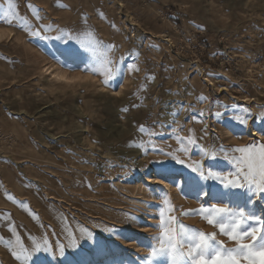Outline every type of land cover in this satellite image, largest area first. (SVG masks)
I'll use <instances>...</instances> for the list:
<instances>
[{
    "label": "rangeland",
    "instance_id": "1",
    "mask_svg": "<svg viewBox=\"0 0 264 264\" xmlns=\"http://www.w3.org/2000/svg\"><path fill=\"white\" fill-rule=\"evenodd\" d=\"M5 12L47 39L0 23V264H19L17 236L27 264H146L165 194L204 232L215 229L179 210L220 192L264 216V193L186 166L228 173L221 146L231 156L262 141L246 129L264 126V0H0ZM105 59L107 84L91 70Z\"/></svg>",
    "mask_w": 264,
    "mask_h": 264
},
{
    "label": "snow or ice",
    "instance_id": "2",
    "mask_svg": "<svg viewBox=\"0 0 264 264\" xmlns=\"http://www.w3.org/2000/svg\"><path fill=\"white\" fill-rule=\"evenodd\" d=\"M37 19H39L38 16ZM0 23L9 27H21L31 37L47 39L46 36L41 35L40 31L31 30L26 19L21 17L17 20L14 14L3 13L0 15ZM48 30L50 29L45 28V31ZM96 43L94 40L89 41L92 50H95ZM111 47L113 46H109V50ZM91 70L103 75L105 84L115 78L110 60L105 59L100 68ZM248 116H250L249 110L243 109V114L237 115L235 119L237 123L246 126ZM177 139L180 142V138ZM187 144H196L195 137L189 136ZM178 151L186 153L187 148L182 147ZM220 151H224V158L233 165L234 171L221 173L209 170L205 173L198 163L194 162L186 166L204 180L217 181L224 189H245L250 197L259 198L264 193V143L254 142L244 147L233 148L230 150L233 153L231 156L223 149V146ZM202 153L213 159L216 157L215 151L209 152L202 149ZM173 159H176L179 164L184 163L175 156ZM203 195L207 196L208 193L205 192ZM234 195L229 192H220L217 197H214L215 203L207 206L201 204L198 209L179 210V216H199L215 229L212 232H204L183 224L175 214L177 209L165 194L164 207L159 211V223L155 225L160 235L154 238L157 243L150 246L146 264H155L162 259H165L167 264H264V216L256 214L250 208L253 203L251 199L234 202L232 200ZM12 231L15 232V229L13 228ZM220 236L227 237L228 241L234 243V247H226L224 241L218 238ZM12 255L19 264H27L31 258V253L21 243L19 236L16 237V246L12 250Z\"/></svg>",
    "mask_w": 264,
    "mask_h": 264
},
{
    "label": "bare ground",
    "instance_id": "3",
    "mask_svg": "<svg viewBox=\"0 0 264 264\" xmlns=\"http://www.w3.org/2000/svg\"><path fill=\"white\" fill-rule=\"evenodd\" d=\"M47 71H49V73L51 74L52 78H54L57 81H67L69 78H67L65 76V74H63L62 72H59L57 70L52 69V67H48ZM207 81V80H206ZM246 134L250 135V136H260L262 139V143H264V126H259L258 129H251L250 127H247L246 129ZM150 173V172H149ZM146 182L148 183H153L154 185H165L163 181H161L160 179H158V177L156 175H148L145 177L144 179ZM140 186V185H139ZM165 187V186H164ZM170 187V186H169ZM168 188V187H167ZM127 190V189H126ZM140 190V189H139ZM129 191V190H128ZM207 192V191H204ZM208 193V192H207ZM142 194V193H141ZM158 196V195H157ZM138 197V196H137ZM141 197V196H140ZM203 200H205V202L209 201V193L207 196L203 195ZM139 199V198H138ZM144 199V198H142ZM159 199V198H158ZM147 200V199H145ZM137 201V200H136ZM144 201V200H143ZM142 201V202H143ZM147 202V201H146ZM139 203V201H138ZM150 203V202H149ZM141 205V204H140ZM262 208V207H261ZM142 219V218H141ZM147 219V218H145ZM158 219V218H157ZM144 229V228H142ZM140 232V231H139Z\"/></svg>",
    "mask_w": 264,
    "mask_h": 264
},
{
    "label": "crops",
    "instance_id": "4",
    "mask_svg": "<svg viewBox=\"0 0 264 264\" xmlns=\"http://www.w3.org/2000/svg\"><path fill=\"white\" fill-rule=\"evenodd\" d=\"M68 55H69L68 57H70V59H71L72 58V55L71 54H68ZM66 62L67 63H72V60H70V61L69 60H66Z\"/></svg>",
    "mask_w": 264,
    "mask_h": 264
}]
</instances>
